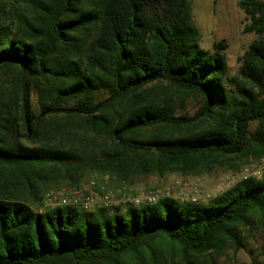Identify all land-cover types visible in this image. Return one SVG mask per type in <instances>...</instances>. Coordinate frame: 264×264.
I'll return each mask as SVG.
<instances>
[{
  "label": "trees",
  "instance_id": "16d2710c",
  "mask_svg": "<svg viewBox=\"0 0 264 264\" xmlns=\"http://www.w3.org/2000/svg\"><path fill=\"white\" fill-rule=\"evenodd\" d=\"M237 7L256 39L231 79L225 40L199 48L190 0H0V264H214L245 248L240 228L264 223V170L206 203L42 209L58 180L264 159V0ZM159 83L199 97L198 113L178 114Z\"/></svg>",
  "mask_w": 264,
  "mask_h": 264
},
{
  "label": "rangeland",
  "instance_id": "374dc122",
  "mask_svg": "<svg viewBox=\"0 0 264 264\" xmlns=\"http://www.w3.org/2000/svg\"><path fill=\"white\" fill-rule=\"evenodd\" d=\"M237 1L190 0L191 20L200 34L199 48L205 52H213V45L222 39L225 40L227 49L222 53L226 59L228 77L231 79L238 76L240 68L239 58L246 51L249 44L256 39L254 34L242 33V29L247 22L243 12L237 7ZM155 90L159 97L169 98L174 101L178 114L187 112L190 116H195L200 110L202 103L199 97L179 94L163 83L156 84ZM257 126V123H252L251 131L253 132ZM262 134H264V128L261 129L260 135L262 136ZM263 170L264 159L257 161L249 158L242 163H236L232 168L218 170L198 177L172 173L163 177L146 175L136 177L129 182L119 183L109 177L89 174L86 175L79 185L91 180L96 182L107 180L109 189L113 192L114 197L119 193L134 196L138 189L159 191L172 187L175 183L180 185L195 184L203 192H210L220 182H223L225 185L224 190H226L244 176L259 177ZM47 186V191H68L72 188L67 182L62 180ZM210 195V198L201 196L199 203H206L217 194L213 192ZM179 197L184 199L182 198L183 196ZM240 231L245 248L236 252L232 248H225L221 255L214 257V264H264V223L259 219H255L251 226L241 227Z\"/></svg>",
  "mask_w": 264,
  "mask_h": 264
},
{
  "label": "built area",
  "instance_id": "2783aa9c",
  "mask_svg": "<svg viewBox=\"0 0 264 264\" xmlns=\"http://www.w3.org/2000/svg\"><path fill=\"white\" fill-rule=\"evenodd\" d=\"M248 176H244L243 178ZM224 186L223 182H220L212 191L203 192L195 184L180 185L175 183L172 187H167L159 191L138 189L134 196L119 193L114 197L113 192L109 189L107 180H102L101 182L91 180L68 191H47L43 197L42 209L70 207L89 212L98 207H118L126 204L135 207L143 204L153 205L159 200L166 198H172L179 202L189 201L191 203H199L201 196L210 198V194L213 192L216 194L222 193ZM179 196H183L182 198L184 199H180Z\"/></svg>",
  "mask_w": 264,
  "mask_h": 264
}]
</instances>
